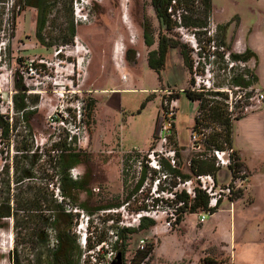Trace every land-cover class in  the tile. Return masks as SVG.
Here are the masks:
<instances>
[{
  "label": "rangeland",
  "instance_id": "rangeland-1",
  "mask_svg": "<svg viewBox=\"0 0 264 264\" xmlns=\"http://www.w3.org/2000/svg\"><path fill=\"white\" fill-rule=\"evenodd\" d=\"M29 1L0 2V213L5 211L7 204L10 206V216L0 217V264H46L45 250H54L49 246L52 226H43L46 236L44 249L39 237L42 231L40 222L29 218L38 216L36 210L48 218L46 205L40 203L42 210L30 208L28 212H16V202L19 195L24 197L26 194L29 199L37 200L34 191L45 189L56 201L52 190L58 185L60 187L61 177L59 169H54L49 163L56 149L52 146L72 136L74 126H79L73 114L81 103L85 105L81 122L86 135L74 136L71 142L68 140L66 149L58 148L68 150L67 154L74 156L76 163L69 169V177L86 183L88 191L76 192L78 201L67 198L66 205L72 204L95 216L89 229L92 237L96 241H108L112 224L107 222L106 215H101V210L119 209L128 203L130 221L134 214L145 209L155 224L147 229L130 228L132 233L123 234V243L118 245L120 252H125L122 264L131 263L141 239L154 246L145 264H235L234 250L226 247L223 235V231H229L227 211L231 214L238 212L241 224L237 223V228L233 224V232L237 230V236L247 246L258 232L264 233V102L244 99L239 104L243 110L239 111L238 117L244 120L237 123L234 120L233 139L245 156L241 164L248 182L234 196L222 200L220 208L223 210L207 216L205 227H211V232L213 227H217L219 232L214 231L206 237L204 223L199 217L201 212L186 213L180 223L168 226V221L177 215L178 210V202L172 198V193L184 188L183 184L174 187L179 180L167 168L162 167L158 171L146 164L148 147L157 136H151L155 122L156 128L161 123L162 95L158 91L163 87L187 89L195 78L192 77V82L189 80L179 49L169 50L166 66L160 75L149 68L147 59L151 51L158 49L160 35L165 34L185 46L201 88L214 92L232 88V78L242 69L238 62L231 68L232 61L230 57L225 59L223 52L243 53L247 43L257 50L260 63L252 58L245 62L244 69H250L255 75L258 70L264 86V0H211L209 13L199 0H184L179 10L183 16L177 18L170 32L160 26L151 0H103L93 6L95 20L89 25L75 23V0H68L76 27V35L68 45L62 44L67 37L62 33L66 27L65 0H45L44 4L53 6L44 31L47 47L37 41L38 13L35 8L27 6ZM175 19L173 15L172 20ZM144 25H148L152 32L151 46L144 41ZM132 35L134 42H131ZM117 43L124 45L123 53L118 54V62L123 64L120 70L116 68L114 59ZM82 47L90 51L89 56ZM36 56L46 61L40 68L41 77L49 74L58 76L57 85L41 78L43 83L37 87L34 80L19 75L18 70L24 62ZM84 56V62L75 67L76 73L81 75L77 81L71 67ZM124 75L126 79L122 78ZM255 86L264 92L258 85V78ZM109 89L117 91L112 94L102 92ZM21 94H25V103L31 112L28 122L16 110L15 99L20 101ZM220 97L216 99L222 100ZM197 110L198 101H191L185 93H180L174 120L180 152L178 168L189 174L191 180L196 177L190 171L189 162L198 152L192 147L190 135ZM51 113L62 119L67 113L69 119L64 125L58 119L56 126H50L47 116ZM6 127L9 128L7 136L4 135ZM219 130L218 124L205 129L208 135L219 133ZM24 145L32 146L40 157L34 163L33 178L24 179L19 185L16 183L18 175L14 171V157ZM144 172L147 173L146 180L138 189L137 183ZM163 174L168 178L162 177L158 184L157 178ZM220 174V182L227 183V174ZM250 183L257 194L255 207L252 205L254 196L249 191ZM193 188H197L196 182ZM84 202L86 209L79 207ZM27 219L29 223L24 229L22 222ZM168 236L176 238L180 246V256L174 260L157 255V252L163 253L161 249L167 255L171 254L167 243L158 251L161 239ZM92 237L91 241H94ZM69 262L79 264L77 257H70Z\"/></svg>",
  "mask_w": 264,
  "mask_h": 264
},
{
  "label": "trees",
  "instance_id": "trees-1",
  "mask_svg": "<svg viewBox=\"0 0 264 264\" xmlns=\"http://www.w3.org/2000/svg\"><path fill=\"white\" fill-rule=\"evenodd\" d=\"M45 0H30L27 4L28 7L35 8L37 10L38 16H37V29H36V38L37 41L40 43V45L47 47L48 44L46 43L45 38V29L46 25L48 23V15L50 14V9L53 7L51 4H44ZM202 4L204 10L209 13L211 11V0H199ZM2 2V0H0ZM184 0H151L152 7L155 11L156 17L160 23V26L164 28L166 31L170 32L173 31L175 27V23L178 19H181L183 14L179 13V10L181 9L180 6L183 4ZM64 17H65V24L66 27L64 30H62V33H65L67 35L66 38L63 39L62 44L68 45L72 43L75 35H76V27L74 25V22L72 20V9L70 6V2L68 0H65L64 2ZM178 14V16H177ZM175 15L176 19L175 21L172 20V16ZM65 37V36H64ZM143 38L146 43V45L151 46L153 44V35L151 32V29L148 25H144L143 27ZM171 49H179L180 55L183 59L184 66L187 68L189 74H190V81L192 82V76L194 71L193 61L188 51H186L185 46L180 44V42L174 40L173 38L167 37L165 34L160 35L159 40V46L158 49L155 51H151L148 54L147 63L150 69L155 71L158 75L161 74V72L164 70L166 66V59L167 54L169 50ZM231 53H229V57L232 62H248L252 58H256V54L252 52L250 49H247L243 53H234L230 50ZM225 54L223 53V56ZM130 62L133 61V59H128ZM252 76L251 80H247L245 78V75ZM233 85L246 88L252 84H255L257 82V76L249 69H243L240 71L239 74L235 75L232 78ZM21 88V87H20ZM186 94L188 99L191 101H198V111H200L201 115L199 118L194 119V128L202 127V128H211V126H214V124L220 125L219 133H213L209 134L208 140L209 142L215 146V148L223 149L225 146H232L233 145V129L234 125L231 119L228 117L224 100L227 98L225 93L220 91H207V92H192L190 90H186L183 92ZM214 93V94H212ZM21 100L18 101L15 99L16 104V110L18 113L21 114V117L28 122V118L30 117L31 112L29 111V107L26 106L25 94H21ZM218 96H221L220 98L222 100H217L216 98ZM241 117L235 118L236 121L240 120ZM9 128L6 127L5 130V136L8 135ZM64 147L65 149L67 147V139L60 140L59 144H55L53 147ZM69 153L68 150L62 151V153L53 160L52 158H49V163L53 165L54 169H59V174L61 177L60 180V189L62 191V194L65 198H72L74 201H78L79 195L76 192L83 191L87 192V186L85 182L82 181H73L68 174L69 169L76 163L73 159L72 154ZM180 152L178 150V158H179ZM40 156L36 154L32 150V146L24 145V147L17 150V154L14 157L16 167L14 169L15 174L18 175L16 183L21 185V182L24 179H32L33 178V168L34 163H36V160H38ZM51 157V156H50ZM129 156L126 157V160ZM41 159V158H40ZM236 159L238 160L237 163L234 165V171L240 172L244 169L243 165L240 162L239 156L236 153ZM162 167L167 168L171 174H173L176 178H180V180L183 182L185 180H188L191 178L189 174H184L180 171L179 168L173 169L169 167L166 163H163ZM167 165V166H166ZM179 165V161H178ZM189 168L191 173L196 176L200 174H215L217 173V168L215 167V162L212 158H201L200 155H195L191 158L189 162ZM146 172L143 173V176L139 179L137 183V188L143 186V183L146 180ZM161 182L162 179L159 178ZM178 183H174V187H176ZM45 191H47L45 189ZM44 190H35V195L37 200L34 198L31 200L29 199V196L24 193V197L19 195L16 202V212L22 211V212H28V209L30 208H39L41 209L42 205H46V211L49 212V214H54V220L53 222H50V216L48 218H45L43 215H39L38 210L37 215L38 216H29V218L34 219L36 221L40 222L42 231L40 232V241L42 245L45 248L46 244V236H45V229L43 226L49 224L53 225L57 232L58 237V246L53 251L47 252V261L46 264H70L69 260L70 257H77L78 263L80 256L82 254V250L78 244L77 236L73 233V228L75 225V216L72 214H67L64 211V208L62 205L58 204L55 200L52 198V194H47ZM29 192V191H28ZM30 193V192H29ZM176 198L178 201H183L184 206L181 208H178L177 210V220L176 224L180 223L181 220H183L184 214H195L198 212H207L209 211L208 204H209V197L202 192L200 189L195 188L194 189V197L189 196L185 191H182L180 193H175ZM7 200H9L7 198ZM8 203V202H7ZM75 203V202H74ZM7 208H5V211L3 213H0V217L3 216H10V206L7 204ZM84 207V209L87 208L86 203H82L81 206ZM42 210V209H41ZM217 210H212L211 213H216ZM26 217L24 216V219ZM33 220V221H34ZM50 222V223H49ZM25 224L23 226L24 229H27V225L29 223V220H24L22 222ZM154 221L149 218H144L141 220V223L139 225L140 229H147L149 227H152L154 225ZM132 229H124L119 232V238L122 240L123 243V234L125 233H132ZM37 238V236H35ZM102 241V240H100ZM154 250V246L150 244V247L146 252H137L135 259L131 261V264H140V261H143L148 256L152 255V252ZM121 255V263L124 261L125 252H120ZM14 264H16L14 262ZM72 264V263H71ZM74 264V263H73Z\"/></svg>",
  "mask_w": 264,
  "mask_h": 264
},
{
  "label": "built area",
  "instance_id": "built-area-1",
  "mask_svg": "<svg viewBox=\"0 0 264 264\" xmlns=\"http://www.w3.org/2000/svg\"><path fill=\"white\" fill-rule=\"evenodd\" d=\"M103 0H75V13H74V20L76 24H83V25H89L92 24V22L95 20V16L93 14V6L96 3H100ZM135 41V37L132 35L131 42ZM84 49V52L86 53V56L90 54V51L87 50L85 47H82ZM223 51V48H221ZM124 50V45L122 43H117L115 45V55L114 59L117 66H120V62H118L119 57L118 54H122ZM224 53V52H223ZM120 54V55H121ZM225 59L229 60V53H224ZM212 57H215L212 55ZM85 56L80 58L76 63L72 64V72L73 75H77V81L81 77L80 73H76L75 67H79L81 63L84 62ZM121 59V57H120ZM46 61L39 57H32L30 59H27L24 64L20 67L18 70L19 75L25 79H31L34 80L35 86L41 85L42 79L46 80L49 79L50 83L52 85H57L58 82L56 81L58 76H51L45 75L43 77L41 73L42 67H44ZM241 64L242 69L245 68V62H238ZM238 63L232 62L230 64V67L233 68L234 65L237 66ZM250 70V69H249ZM251 71V70H250ZM252 73V71H251ZM195 78V82L192 83V85L189 88H185L186 90H190L192 92H207L209 90H205L201 88L200 85V79L198 76H196V68L194 67L193 76ZM123 79H126V76L124 75L122 77ZM245 78L247 80H251L252 76L250 73L248 75H245ZM74 81V79L72 80ZM185 89H179L174 90L170 88H162L158 92L162 96V107H161V123L157 132L156 138L153 140V144L149 149V152L147 154V161L146 164L151 169L154 170H161L163 163H166L169 167L173 169H177L178 166V139L177 134L175 131V125L174 120L176 118L177 110H178V98L180 93H183ZM216 91H220L225 93L227 98L224 100L225 108L228 114V117L231 119L232 122H234L235 118L238 117L239 111L241 112L243 110V107H241L239 104L243 103L244 99L249 100L251 102H258L262 103L264 102V92L257 88L255 84H252L246 88L233 86L232 88H224L219 89ZM75 93V91H72ZM85 107L84 103H81L77 106V111L74 112L73 118L76 119L78 127H75V130L71 132V135L67 139L70 142L73 140L74 136H77L78 138L81 136V134L86 135V129L82 121V112L83 108ZM201 115L200 111L197 110L195 118H199ZM58 119L61 121V123L64 125L68 119L69 115L66 113L65 118H60L58 114L51 113L47 116V122L50 126H56ZM206 128L198 127L193 128L191 130V143L194 150H196L198 153L196 155H200L201 158H212L215 162V167L217 168V173L215 174H200L196 175L195 180H185L181 181L180 178H177L179 180V183L177 185L183 184V188L189 196L194 197V189L193 185L196 182L197 188L200 189L202 192H204L209 197V204L208 208L209 211L207 212H201L200 221L205 222L208 215H211L212 210H219L220 204L222 200H227V198H231L234 196L236 192H238L240 189H243V187L246 186L248 182V177L246 175L245 170H241L240 172L234 171V165L238 162L236 159V151L232 146H225L223 149L215 148L214 145H212L208 140V134L205 131ZM58 144V143H57ZM55 145V144H54ZM53 147V146H52ZM53 156L52 159L55 160L63 151V149H59L57 147H53ZM203 151H206L207 153H204ZM58 154L57 156H55ZM225 172L228 176V182L225 184H222L220 182V173ZM225 174V175H226ZM168 178V175L163 174L161 179ZM157 178V183L159 184L160 179ZM156 185V184H155ZM52 188V187H51ZM193 188V189H192ZM54 191V197L56 199V202L63 206L65 213L72 214L75 216V225L73 228V233L77 236L78 244L82 250V254L79 259V264H113L115 263L117 256L120 254V250L118 248V245L122 243V240L119 238V232L124 229H130L134 227H139L141 220L144 218L152 217V215L149 213L148 210H142L141 212L134 214L132 216V221L129 219V212L128 207L129 204H124L121 208H110L106 210H101V215H106L108 220L107 222L112 224L111 230L109 232V240L105 241H96L95 238L92 237L91 232H89L90 225H91V219L95 216L86 214L83 210L78 208L77 206H74L72 204L66 205L67 198H65L61 192V189L59 185L56 187ZM178 191L172 193V198H174L178 202V208H181L184 206L183 201H178L176 198V194ZM178 192V193H180ZM50 215V221L53 222L54 220V214L51 213ZM173 219L168 221L167 225L171 226V224L176 223L177 215H173ZM49 230L50 233V241L49 246L53 249H55L58 246V237L57 232L53 225ZM91 237L94 241H91ZM150 247V244L147 243L145 239H141L139 241V244L137 246V252H146L148 248ZM135 255L133 256L132 260L135 259ZM150 256H148L143 261H140V264H145L147 260H149ZM122 264V263H120ZM131 264V263H130Z\"/></svg>",
  "mask_w": 264,
  "mask_h": 264
},
{
  "label": "crops",
  "instance_id": "crops-1",
  "mask_svg": "<svg viewBox=\"0 0 264 264\" xmlns=\"http://www.w3.org/2000/svg\"><path fill=\"white\" fill-rule=\"evenodd\" d=\"M238 19H239V27H240V17L239 16H238ZM248 31L252 32V30H248ZM238 32H239V30H238ZM245 48L246 49L244 51H246L247 49H250L252 52H254L256 54V56H257V58H254V60L256 62L260 63V60H259L260 58H259V54H258L257 50L255 48H252L250 45H247V43L245 45ZM167 59H166V62H167ZM116 68L119 69V70L122 69L123 68V64L121 63L120 66L116 65ZM184 68H185V71L188 73L189 80H190V74H189V72H188V70H187V68L185 66H184ZM256 75H257V78H258V85L262 89H264V86L261 85V80H260V77H259V74H258V70L256 72ZM163 88H165V87H163ZM154 90H156V89H154ZM116 91H117L116 89H113V90L112 89L102 90V92H106V93L108 92V93H111V94L113 92H116ZM89 93H92V91H89ZM195 102H197V101H195ZM241 120H244V119H240L238 121H241ZM238 121H236V123ZM156 122H155V125H154V128H153V132H152V135H151L152 137L154 136V134L156 135L157 132H158V127L159 126L156 128ZM153 140H154V137H153ZM152 144H153V141L149 145L148 148H150L152 146ZM233 148L235 149L236 153L238 154L240 162L241 161L244 162L245 161V156L242 154L241 150H239L235 146V140L234 139H233ZM249 191L254 196V202L252 203V205L254 206L256 204L257 194H256L255 190L253 191V184L252 183H250V185H249ZM221 210H223V209L219 208V210H217L216 213L221 211ZM256 210H257V207H256ZM227 212L229 213V231H226V232L223 231V235H224L225 243L227 245L226 247L228 249H230V247H231L234 250L235 264H264V235H262L264 233L258 232L257 236L255 235L254 237H252L248 241V246H247V244H245V241H242L241 238H239L237 236V230L234 229V232H233V224L236 226V228H237V223H238L239 226L241 224L240 220H239L238 212L235 213V211H233L232 214L229 211H227ZM206 222L208 223V221L206 220L204 222V225H203V230H204V233H205L206 237L211 236L214 233V231L219 232L217 230V227H213V231L211 232V230H210L211 227L210 228H206L205 227V223ZM257 226H260V224L257 223ZM221 233H222V231H221ZM166 243L168 245L167 248H169V251L171 252L170 255H167L166 252L161 249V247L165 248V244ZM179 247L180 246H179L178 240L176 238L171 237V236L163 237L161 239V244H160V247L158 249V251L161 249V251L163 253L159 254L160 252L159 253L157 252V255L160 258L162 257V258H165V259H168V260H174V259H176L177 257L180 256L181 252H179V249H180ZM164 252H165V254H164ZM245 253H247V256H245ZM241 254L244 255V258L241 257Z\"/></svg>",
  "mask_w": 264,
  "mask_h": 264
},
{
  "label": "water",
  "instance_id": "water-1",
  "mask_svg": "<svg viewBox=\"0 0 264 264\" xmlns=\"http://www.w3.org/2000/svg\"><path fill=\"white\" fill-rule=\"evenodd\" d=\"M120 263H121V255L119 254L117 256V259H116L115 263H113V264H120Z\"/></svg>",
  "mask_w": 264,
  "mask_h": 264
},
{
  "label": "bare ground",
  "instance_id": "bare-ground-1",
  "mask_svg": "<svg viewBox=\"0 0 264 264\" xmlns=\"http://www.w3.org/2000/svg\"><path fill=\"white\" fill-rule=\"evenodd\" d=\"M10 242H11V240H10ZM3 245V244H2ZM10 247V246H9ZM10 251V250H9Z\"/></svg>",
  "mask_w": 264,
  "mask_h": 264
}]
</instances>
